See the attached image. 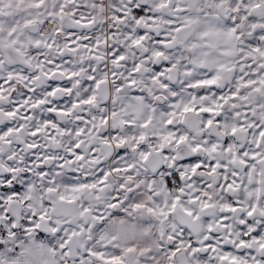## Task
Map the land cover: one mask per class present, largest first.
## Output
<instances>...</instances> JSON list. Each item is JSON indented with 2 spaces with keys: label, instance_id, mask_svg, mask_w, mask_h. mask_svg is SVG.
Listing matches in <instances>:
<instances>
[{
  "label": "clouds",
  "instance_id": "clouds-1",
  "mask_svg": "<svg viewBox=\"0 0 264 264\" xmlns=\"http://www.w3.org/2000/svg\"><path fill=\"white\" fill-rule=\"evenodd\" d=\"M262 133L264 0H0V264H264Z\"/></svg>",
  "mask_w": 264,
  "mask_h": 264
},
{
  "label": "snow or ice",
  "instance_id": "snow-or-ice-1",
  "mask_svg": "<svg viewBox=\"0 0 264 264\" xmlns=\"http://www.w3.org/2000/svg\"><path fill=\"white\" fill-rule=\"evenodd\" d=\"M262 135H264V133H262ZM264 247V246H262ZM222 259H227V257H224ZM106 264H119V261L117 259H112L110 261H107Z\"/></svg>",
  "mask_w": 264,
  "mask_h": 264
}]
</instances>
